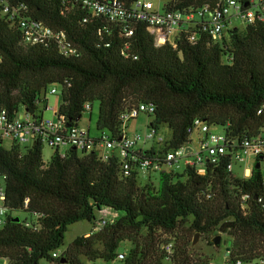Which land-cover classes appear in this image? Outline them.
I'll return each mask as SVG.
<instances>
[{"label":"trees","instance_id":"1","mask_svg":"<svg viewBox=\"0 0 264 264\" xmlns=\"http://www.w3.org/2000/svg\"><path fill=\"white\" fill-rule=\"evenodd\" d=\"M6 3L23 5L21 16L64 31L80 54L64 55L55 42L25 43L18 18L4 11ZM216 3L177 0L168 6ZM133 29L127 37L120 25L62 0H0V103L13 115L36 114L51 84L60 90L58 113L68 125L87 112L86 103L99 100L98 127L116 139L123 133V110L153 104L152 125L171 132L166 150L189 142L187 130L197 118L219 127L230 122L239 136L264 128V20L227 28L221 42L206 23L182 29L174 42L162 45L146 24L134 23ZM3 143L0 137L8 213L0 227V258L8 264H94L120 254L123 264H167L162 245L171 240L173 264H199L213 258L196 251V236L215 246L219 232L229 236L231 257H264L261 170L232 186L224 159L207 175L188 167L162 172L158 184L141 185L137 171L124 175L118 157L104 161L97 150L71 148L65 155L54 150L45 161L41 142L10 148ZM243 195H249L246 202ZM104 206L119 211L120 218L60 251L69 226L95 223ZM16 211H27L31 220L13 215ZM123 243L128 251L120 249ZM57 251L60 257L53 255Z\"/></svg>","mask_w":264,"mask_h":264},{"label":"built area","instance_id":"2","mask_svg":"<svg viewBox=\"0 0 264 264\" xmlns=\"http://www.w3.org/2000/svg\"><path fill=\"white\" fill-rule=\"evenodd\" d=\"M62 1L65 4H80L92 16H103L110 23L120 25L122 33L127 37L134 32V23H144L154 34L156 45L174 42L182 29L204 23L209 26L212 38L221 42L226 29L238 27L237 22L242 21L248 24L264 20V0H247L245 3L243 0H217L216 4L183 9L168 6L177 0H163L164 2L157 7L153 0H135L129 5L122 0ZM22 9H25L23 5L11 8L6 3L4 11L11 12L12 17L18 18V25L25 43L34 45L55 42L64 55L78 56L80 54L79 49L64 31L56 30L30 17L21 16ZM190 39L195 41L197 36L193 34ZM50 92L58 94L57 101L61 102L60 90L57 86H53ZM43 104H45L44 107ZM43 104L42 109L36 114L23 110L21 114L13 115L0 103V137L3 142L8 139L11 143L10 147L14 144L32 146L41 142L54 150H59L61 155H65L71 148L85 152L97 150L104 161L118 157L124 175L137 171L139 179L147 177L149 183H155L152 180L154 174L159 176L165 171L178 172L181 162L185 165V169L189 167L199 175H207L224 159H228L226 170L232 186H235L236 179L250 178L254 170H261L264 176V128L255 135L239 136L232 134L229 129L230 122L222 127L221 133L212 130L213 127L219 126L197 118L188 127L189 142L166 150V145L171 140V132L167 135L162 131V127L152 125L151 116L155 112L153 104L140 103L121 112L123 133L119 139L112 137L106 131H102L100 136L93 137L89 128L80 124L68 125L65 117L58 113L59 106H50L48 102ZM84 108L92 111L93 106L91 103H86ZM44 110H52L56 114L54 117H45ZM143 113L151 117L150 122H146V130L131 131L130 121L137 119ZM257 163L259 168H256ZM6 178V175L0 173V227L5 224L8 213ZM262 184L264 187V177ZM242 198L246 202L249 195H243ZM259 200L262 201V198ZM120 216L119 211L104 206L99 209L98 218L93 223L92 230L99 231ZM92 230L90 233L93 232ZM162 249L165 252L167 264H173L176 256L174 240L165 242ZM229 252L226 248L221 259H211L199 264H264V257L254 259L242 256L231 257ZM53 255L60 257L61 252H54ZM123 258L124 254H120L119 259ZM6 264H8L7 260Z\"/></svg>","mask_w":264,"mask_h":264},{"label":"rangeland","instance_id":"3","mask_svg":"<svg viewBox=\"0 0 264 264\" xmlns=\"http://www.w3.org/2000/svg\"><path fill=\"white\" fill-rule=\"evenodd\" d=\"M153 1L155 2L156 7L159 4H162L164 2L163 0H153ZM237 25L241 29H243L246 26V23L239 21V22H237ZM173 37L175 38V34L173 35ZM174 38H173V40H174ZM53 86L54 85H51V84L48 85L46 98H51V100L56 98V100H57L58 94H52L50 92L51 88ZM92 104H93L92 111H87L86 113H84V115L82 116V118L79 121V124L83 127L90 128L91 135L93 137H97V136H100L102 133V129H100L98 127V120H99V116H100V101L95 100V101H93ZM49 105L53 106V103L49 102ZM45 117H51V113L47 112ZM150 119H151V117H149L147 114H144V113L141 114L137 119L130 121V123H129L130 130L131 131L138 130L140 132H144L146 130V126H147L146 122L147 121L150 122ZM212 130L214 132H221V133L223 132L222 127H213ZM105 131L107 132V130H105ZM162 131L164 133H166L167 135H170V129L167 126H163ZM107 133H109V132H107ZM4 146L5 147L11 146V143L8 139L4 140ZM53 153H54L53 148H51L47 145L43 146V159L45 161H48L51 158ZM184 169H185V165L183 164V162H181V166H180V169H178V171L183 172ZM152 180L155 182V184H158V175L154 174L152 176ZM140 183H141V185L147 184L148 178L147 177L142 178L140 180ZM13 215L19 216L21 219L31 220V215L27 211H16L13 213ZM92 228H93V224L89 221H86V220L70 225L67 232H66V235H65L64 245L60 248V251H64L77 236L86 234L87 232L91 231ZM218 234H221L223 239H228V237H229L226 233H220V232L215 234V236ZM129 247H130V245L128 243H123L121 245L120 249L122 251H128ZM219 248H220V250H217L216 246L208 245L206 242V239L202 235H198V241H197L196 247H195L197 252L209 255L213 259H221L224 256L227 245L222 244ZM0 264H6V260L0 258ZM88 264H93V263L88 262ZM94 264H123V262L119 259H117L115 261H111V262H105L104 260L99 259V260H96Z\"/></svg>","mask_w":264,"mask_h":264},{"label":"water","instance_id":"4","mask_svg":"<svg viewBox=\"0 0 264 264\" xmlns=\"http://www.w3.org/2000/svg\"><path fill=\"white\" fill-rule=\"evenodd\" d=\"M79 120L80 119H78V121L75 123V125H79ZM259 167H260L259 163H257L256 164V168H259ZM197 241H198V235L196 236V238L194 240V243H197ZM213 242H214L216 247H220L222 244L223 245H227L228 247L230 246V242H228L227 239H223L221 234H218V235L214 236Z\"/></svg>","mask_w":264,"mask_h":264},{"label":"crops","instance_id":"5","mask_svg":"<svg viewBox=\"0 0 264 264\" xmlns=\"http://www.w3.org/2000/svg\"><path fill=\"white\" fill-rule=\"evenodd\" d=\"M46 102H51V103H53V106H59L60 105V102H58L57 100H56V98L55 99H53V100H51V98H46ZM45 102V103H46ZM45 104H43V106H44ZM46 111V112H45ZM47 112H50L51 113V117H54L55 116V114H56V112L55 111H52V110H44L43 111V115L45 116L46 115V113ZM89 130H90V128H89ZM91 132V131H90ZM90 233V231L89 232H87L86 234H89Z\"/></svg>","mask_w":264,"mask_h":264}]
</instances>
